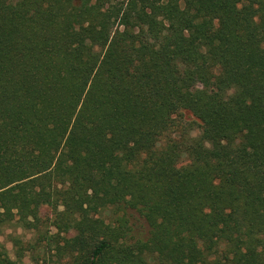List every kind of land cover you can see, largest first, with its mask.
I'll use <instances>...</instances> for the list:
<instances>
[{"label": "trees", "instance_id": "obj_1", "mask_svg": "<svg viewBox=\"0 0 264 264\" xmlns=\"http://www.w3.org/2000/svg\"><path fill=\"white\" fill-rule=\"evenodd\" d=\"M9 225L0 264H264V0H0Z\"/></svg>", "mask_w": 264, "mask_h": 264}, {"label": "rangeland", "instance_id": "obj_2", "mask_svg": "<svg viewBox=\"0 0 264 264\" xmlns=\"http://www.w3.org/2000/svg\"><path fill=\"white\" fill-rule=\"evenodd\" d=\"M184 111V110H183ZM184 117L188 119H194L195 117L187 110L184 111ZM197 132V131H194ZM41 214L48 213L47 208H43L40 211ZM127 217L129 219V224L131 226V234L135 238L146 239L149 234V226L146 220L134 209L127 210ZM13 234H22L24 237H30V233L24 231L20 227L13 225L5 226L0 233V241L7 247V249L12 253V243L9 240L8 235ZM27 260V258H26Z\"/></svg>", "mask_w": 264, "mask_h": 264}]
</instances>
